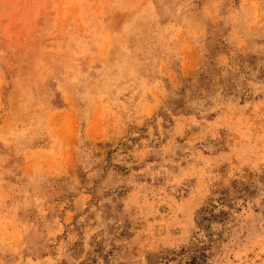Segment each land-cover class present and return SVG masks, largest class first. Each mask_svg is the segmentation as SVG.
<instances>
[{"label": "rangeland", "instance_id": "obj_1", "mask_svg": "<svg viewBox=\"0 0 264 264\" xmlns=\"http://www.w3.org/2000/svg\"><path fill=\"white\" fill-rule=\"evenodd\" d=\"M194 256L264 264V0H0V264Z\"/></svg>", "mask_w": 264, "mask_h": 264}, {"label": "trees", "instance_id": "obj_2", "mask_svg": "<svg viewBox=\"0 0 264 264\" xmlns=\"http://www.w3.org/2000/svg\"><path fill=\"white\" fill-rule=\"evenodd\" d=\"M203 260L207 257V255L203 252L202 253ZM187 264H203L202 262L198 261V256H194L191 261H189Z\"/></svg>", "mask_w": 264, "mask_h": 264}]
</instances>
